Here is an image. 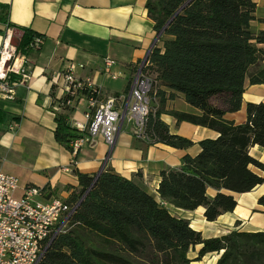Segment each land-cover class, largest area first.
<instances>
[{
    "label": "trees",
    "instance_id": "1",
    "mask_svg": "<svg viewBox=\"0 0 264 264\" xmlns=\"http://www.w3.org/2000/svg\"><path fill=\"white\" fill-rule=\"evenodd\" d=\"M146 7L162 43L148 56L147 70L155 75L151 95L159 107L146 134L175 148L193 146L192 139L171 133L161 118L167 113L177 124L190 122L218 135L200 140L199 152L185 155L179 167L162 170L158 194L111 168L95 176L79 172L81 187L66 200L78 206L39 264H191L212 252L220 254L216 264H264V231L204 237L173 212L204 206L205 218L214 221L235 209L234 193L264 180L253 169L264 170V163L251 153L255 145L264 147V102L247 104L244 123L225 118L241 109L247 81L264 83V30L254 34L250 28L256 2L148 0ZM35 36L25 30L21 47ZM178 94L196 112L167 110V100ZM61 109L55 111V137L72 150L82 133L72 124L74 109ZM259 201L264 205V195Z\"/></svg>",
    "mask_w": 264,
    "mask_h": 264
},
{
    "label": "crops",
    "instance_id": "2",
    "mask_svg": "<svg viewBox=\"0 0 264 264\" xmlns=\"http://www.w3.org/2000/svg\"><path fill=\"white\" fill-rule=\"evenodd\" d=\"M147 1L0 0V49L8 28L17 30V37L19 30L23 32L22 38L28 30L44 38L40 49L26 52L29 80L17 85L11 99L0 94V169L18 177L17 193L22 194L27 186H36L44 191L41 199L57 196L68 201L81 187L79 172L95 176L111 168L158 194L162 170L179 167L185 155L199 152L200 140L218 135L213 129L190 122L177 124L175 117L162 113L161 118L169 124L171 133L192 139L193 146L180 149L147 140L137 135L129 123L122 124L113 147L98 136L93 146H84L75 155L67 145L57 141L55 111L63 112L56 106L63 98V84L58 75L69 63L84 65L77 67L76 72L80 77L91 78L99 87V100L116 97L117 105L126 104L138 65L155 45H162L149 16ZM254 1L257 7L250 28L258 34L264 30V0ZM107 57L115 60L110 71L116 78L105 71ZM249 102H264V83L247 81L241 109L228 112L225 118L244 123ZM165 108L196 112L182 94L168 99ZM86 109L87 102H81L70 113L71 121L87 124ZM251 153L264 163V147L255 145ZM253 169L264 179L263 169ZM234 195L235 209L214 221L205 218L204 206L195 210L175 208L173 212L188 219L204 237L233 230L264 231V205L259 201L264 195V180L251 191ZM219 257V253L212 252L191 264H216Z\"/></svg>",
    "mask_w": 264,
    "mask_h": 264
},
{
    "label": "built area",
    "instance_id": "3",
    "mask_svg": "<svg viewBox=\"0 0 264 264\" xmlns=\"http://www.w3.org/2000/svg\"><path fill=\"white\" fill-rule=\"evenodd\" d=\"M16 33L17 30L8 28L0 49V94L9 99L14 97L18 84L29 80L25 67L27 50H38L44 42L43 37L35 36L29 48L16 46L12 44ZM114 63L107 57L105 71L116 78L110 71ZM148 64L147 58L138 65L124 106L117 105L116 97L99 100V87L91 78L80 77L76 72L83 64L69 63L59 73L63 98L56 106L75 110L81 102H87V124L72 122L82 133L71 143L73 154L84 146H93L98 136L113 146L123 123L132 124L137 135L150 140L146 129L153 112L150 95L155 80L148 73ZM18 189V177L0 169V264H39L53 240L67 229L78 203L70 204L57 196L41 199L44 191L36 186H27L17 196Z\"/></svg>",
    "mask_w": 264,
    "mask_h": 264
},
{
    "label": "rangeland",
    "instance_id": "4",
    "mask_svg": "<svg viewBox=\"0 0 264 264\" xmlns=\"http://www.w3.org/2000/svg\"><path fill=\"white\" fill-rule=\"evenodd\" d=\"M12 44L13 45H16L17 44V40L16 39H12ZM152 77H154L155 75H154V73H152V72H148ZM150 99H151V104H152V107H153V109H154V111H155V109L157 108V106H158V100H155L154 99V97L152 96V95H150ZM126 124V123H125ZM19 192L17 193V196H19ZM195 255V253L194 252H191L190 253V256H194Z\"/></svg>",
    "mask_w": 264,
    "mask_h": 264
},
{
    "label": "water",
    "instance_id": "5",
    "mask_svg": "<svg viewBox=\"0 0 264 264\" xmlns=\"http://www.w3.org/2000/svg\"><path fill=\"white\" fill-rule=\"evenodd\" d=\"M19 32H20V36H18V37H16V38H14V39H16L17 40V44H16V46H19L20 44H21V39H22V34H23V32H22V30H19ZM161 35V33L159 34V36ZM147 58H148V56H147ZM146 58V59H147ZM111 147H113V146H111ZM112 149V148H111ZM101 173V172H100ZM99 173V174H100ZM98 174V175H99Z\"/></svg>",
    "mask_w": 264,
    "mask_h": 264
},
{
    "label": "bare ground",
    "instance_id": "6",
    "mask_svg": "<svg viewBox=\"0 0 264 264\" xmlns=\"http://www.w3.org/2000/svg\"><path fill=\"white\" fill-rule=\"evenodd\" d=\"M6 55H7V54H6ZM6 55H5V56H6ZM4 59H6V58H4Z\"/></svg>",
    "mask_w": 264,
    "mask_h": 264
}]
</instances>
